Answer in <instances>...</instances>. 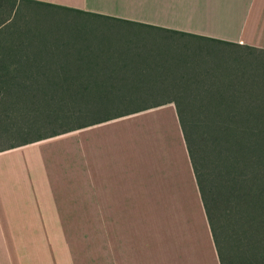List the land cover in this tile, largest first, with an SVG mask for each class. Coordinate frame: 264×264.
I'll list each match as a JSON object with an SVG mask.
<instances>
[{
	"label": "crops",
	"instance_id": "0c3cea01",
	"mask_svg": "<svg viewBox=\"0 0 264 264\" xmlns=\"http://www.w3.org/2000/svg\"><path fill=\"white\" fill-rule=\"evenodd\" d=\"M21 1L156 27L153 9L163 23L174 8L175 25L161 28L264 51V0H240L234 9L221 0ZM31 155L30 162L37 163L25 170ZM6 157L17 160L9 189L18 192L22 184L32 190V200L42 193L55 211L49 216L56 215L59 198L66 205L67 193L77 191L81 207L64 206V213L95 220L79 229L70 221L62 234L54 220H34L35 212L24 225V213L8 212L4 182L0 264H220L174 104L1 151L0 162ZM52 169L58 171L53 176Z\"/></svg>",
	"mask_w": 264,
	"mask_h": 264
},
{
	"label": "trees",
	"instance_id": "16d2710c",
	"mask_svg": "<svg viewBox=\"0 0 264 264\" xmlns=\"http://www.w3.org/2000/svg\"><path fill=\"white\" fill-rule=\"evenodd\" d=\"M17 1L0 0V12L9 6L4 16L0 13V35L9 28ZM130 24L132 27H141L142 31L147 33L163 34L165 42L161 43L156 39L153 42L161 45L157 50L158 54H144L143 57L132 59L130 57L135 56L120 52L121 56L116 60L121 68L114 64V68L101 70L98 67L99 62L104 56L111 54L98 48H84L76 52L80 62V68L76 70L68 69L66 66L52 68L48 58H45L46 64L43 63L42 67L37 69V66H34L33 69L36 68L34 72L21 68L9 70V64L21 62L17 59L19 51L15 50L13 45L1 48L0 103L4 102L9 87L16 89L10 94L15 98L21 96L17 90L24 89L34 92L36 97L44 98L43 103H55L58 106H62L63 103L77 104L85 98L84 102L96 104L141 102L142 99L156 101L142 110L174 104L220 264H264V260H256V257L250 254L252 250L258 252L264 249V116L260 114L259 117L238 118L236 114H232L237 110L236 107L226 101L214 105L210 102L212 100H202L199 104L193 105L192 102L189 103V98L186 101L178 98L177 95L181 94H178V86L174 83L179 76L178 70L181 72L184 65L189 78L199 76L196 73L198 66L192 54L184 61L180 59L182 47L180 41L177 42L176 39L187 37L192 42L205 41L253 51L258 49L147 24L134 22ZM1 45L7 43L0 42ZM82 51L101 55L83 59L80 56ZM42 52L46 54L47 51ZM67 54L69 56L70 53ZM108 61V66L111 67L113 58H109ZM132 66L138 68L133 69ZM133 74L136 82L132 79ZM166 76L171 81L169 83L174 84H163V81L158 80H163ZM248 77L249 80H255L254 75ZM119 79L123 80L118 81ZM212 110H216V113L212 114ZM259 110L262 111L261 108ZM97 112L98 109L91 113L92 116ZM123 116L125 115L117 118ZM112 119L91 122L62 133L24 141L6 150ZM81 120H84L83 116Z\"/></svg>",
	"mask_w": 264,
	"mask_h": 264
},
{
	"label": "rangeland",
	"instance_id": "374dc122",
	"mask_svg": "<svg viewBox=\"0 0 264 264\" xmlns=\"http://www.w3.org/2000/svg\"><path fill=\"white\" fill-rule=\"evenodd\" d=\"M239 3L240 0L220 1L221 5L232 6L233 9ZM8 9L9 6L3 12H0L2 16L5 15L4 12ZM140 10L143 12L144 9ZM152 16L155 17V25L160 27L166 28L167 25L174 26L176 23L174 8L169 9V13L165 15L164 21L166 23H160L159 9H153ZM183 18L191 19L190 16H184ZM10 21L9 28L2 31L0 35V42H5L7 45H1L0 49L9 48L13 45L15 50L19 51L20 55L17 59H20L21 62L9 64V70L21 68V70L30 72L42 67L43 63L46 64L45 58L49 59L48 63L52 64V68L59 69L58 67L66 66L68 69L76 70L80 68L79 56L76 55V52L84 48H98L111 54L104 56L102 61L99 62L98 67L101 70L114 68L115 65L117 68H121L116 60L121 56L120 52H125L124 55L135 56L130 57L132 59L139 56L143 57L144 54H158L157 50L161 45L153 42L155 39L161 43L165 42L163 34L144 32L139 26L132 27L129 21L108 19L74 9L27 3L21 0L17 1L16 9ZM176 41H180V47H182L180 59L184 61L189 54H192L194 62L198 66L196 73L199 75L193 79L189 78L186 75L188 70L186 71L185 65L182 66L181 72L178 70L179 76L174 82L178 86V94H181L180 96L177 95L178 98H183L184 101L189 98V103L192 102L193 105L199 104L202 100H212L210 102L214 105L226 101L236 107L237 110L232 114H236L238 118L259 117L260 114L264 116V51L259 49L256 51L246 50L205 41L192 42L187 37L176 39ZM44 50L47 51L46 54L42 52ZM67 53H70L69 56ZM109 58H113L111 67L108 66ZM182 64L184 63L182 62ZM34 66L37 67L33 69ZM131 68L138 67L132 66ZM236 68L241 69L236 71ZM234 74L236 76H233ZM249 75H254L255 80H249ZM133 77L134 74L132 79L135 80ZM132 79L131 82H133ZM122 80L119 79L118 81ZM158 80L163 81V84H174L169 83L171 81L167 76L163 80ZM206 87H210V89H206ZM7 90L8 94L4 98V102L0 103V150L2 151H6L12 145H19L24 141H33L41 137L62 133L83 124L112 118L114 119L110 121L118 120L120 119L117 118L119 116L125 115L123 117H126L135 114L132 112L142 110L156 103V101L142 99L141 102H103L96 104L84 102L85 98L77 104L63 103L62 106H58L55 103H43L45 99L41 96H34L35 93L32 91L17 90L21 93V96L15 98L14 95L10 94L15 92L16 89H9L8 87ZM97 109L98 112L92 116L91 113L97 111ZM143 111L145 110L137 113H143ZM214 113H216V110H212V114ZM82 116L84 120H81ZM32 156L26 159L27 163L24 162L25 170L28 168L30 170L29 164L34 166V163H37L33 162L32 164L30 162ZM18 158H21V156H18ZM20 162L18 163L19 167L21 166ZM0 163L2 164L0 187L2 188L1 185L5 182L4 187L6 188L3 191L2 198L6 203L8 201L11 204V208L8 209L9 214L18 213L19 215V213H24V225L33 222L31 213L34 214L35 212L38 214L33 216L34 220H54V223L58 224L57 229H60L59 232L62 234H64L63 226L68 225L70 221H72V225H76L72 227L73 229H79L82 226H88L89 228L94 225L91 219L95 220V217L88 216L84 222L82 220L83 216L87 214L78 216L76 214L79 212H74L72 213L74 216H72L69 213H64V206L67 207L68 205L69 208L81 207L79 192H68L67 194L70 193V195L66 198V205L62 202V197L59 198L60 204L59 208L56 209V215L49 216L55 211L49 210L48 202L42 196V193L38 194L37 191L36 196L38 195V197H36V200H32V190L22 189V184H20L21 190L18 192L11 186L9 189L7 184L16 178V158L6 157ZM136 168L139 169L137 164ZM56 172L58 171L52 169L48 174L53 176V173ZM58 176L62 177L61 175ZM25 178L28 180L26 176ZM37 198H41V200H37ZM64 215H68L70 218L64 220ZM250 254L255 256L256 260H264V249L258 252L252 250ZM41 259H44L43 256Z\"/></svg>",
	"mask_w": 264,
	"mask_h": 264
}]
</instances>
